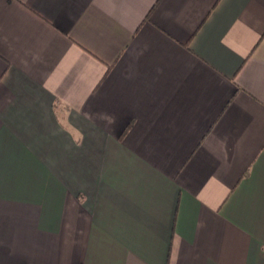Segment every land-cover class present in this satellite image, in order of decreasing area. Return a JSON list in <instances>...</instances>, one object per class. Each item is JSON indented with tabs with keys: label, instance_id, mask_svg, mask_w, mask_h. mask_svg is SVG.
Returning a JSON list of instances; mask_svg holds the SVG:
<instances>
[{
	"label": "crops",
	"instance_id": "1",
	"mask_svg": "<svg viewBox=\"0 0 264 264\" xmlns=\"http://www.w3.org/2000/svg\"><path fill=\"white\" fill-rule=\"evenodd\" d=\"M0 264H264V0H0Z\"/></svg>",
	"mask_w": 264,
	"mask_h": 264
}]
</instances>
